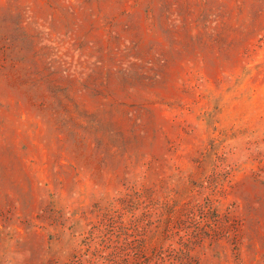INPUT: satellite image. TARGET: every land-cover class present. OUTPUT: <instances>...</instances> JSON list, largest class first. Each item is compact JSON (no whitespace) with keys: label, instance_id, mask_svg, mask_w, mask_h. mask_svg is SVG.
I'll return each instance as SVG.
<instances>
[{"label":"rangeland","instance_id":"obj_1","mask_svg":"<svg viewBox=\"0 0 264 264\" xmlns=\"http://www.w3.org/2000/svg\"><path fill=\"white\" fill-rule=\"evenodd\" d=\"M0 264H264V0H0Z\"/></svg>","mask_w":264,"mask_h":264}]
</instances>
